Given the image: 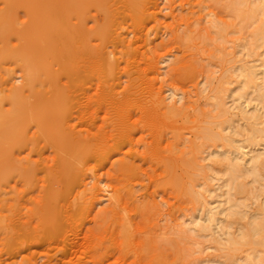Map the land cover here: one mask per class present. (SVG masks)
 I'll return each mask as SVG.
<instances>
[{
	"label": "rangeland",
	"instance_id": "1",
	"mask_svg": "<svg viewBox=\"0 0 264 264\" xmlns=\"http://www.w3.org/2000/svg\"><path fill=\"white\" fill-rule=\"evenodd\" d=\"M18 1H20V3ZM114 1L117 2L116 5L112 0L111 4L114 3V6H117L116 9L119 10L116 13L112 8L113 4L110 7V10L112 8L114 14H117V16L115 15L117 18L115 17L116 20H114V23L112 21V17L114 18L113 13L111 14L113 16H108V18L110 17L108 21H112L108 24V21L104 18L106 15L103 14H107L108 12L106 13L104 6H99L92 9V13H94L93 15L94 17L96 16V19H90L88 25L92 27L100 26L101 24L100 27H104L105 31L109 29L112 35L105 31L104 35H111L110 37L105 36V41L103 40L104 36L102 40L96 38L94 39L95 41L93 40V44L101 45V48H103L102 45L104 44L106 50L105 54L106 52H110V55L107 53L110 58H114L115 60L118 59L117 61L120 63L119 68L112 74L108 73L109 71L106 72L104 67L102 72L101 67L103 65L100 66L101 69L99 74L95 72L96 69L94 68V75L92 77L88 76L87 85L91 84L89 93L90 96H93V98H91L95 107L100 103L105 105L97 114L86 113V115L82 113L79 115V118H74L72 122L70 121V124L72 123L76 126L75 129L78 131L82 130L85 135L90 136L92 134L93 137L97 132L96 134L99 133L105 137L107 135L108 139L105 138L107 141H113L106 144L108 149L106 151L99 150V148H103V150L106 149V145H95L96 147L99 146L97 148L99 151L93 147L94 145H91L90 148H94L92 152L95 151L94 153L96 155L94 153L92 154V152L90 153L89 151L91 150L88 148L89 151H84V153L87 152V160H89L87 161L85 159L86 154H84L85 156H83L82 161L85 162L86 160V162L81 163L80 160L78 165L76 163H78L79 159L73 161L76 159L56 149L54 146V149L51 145L46 146L47 144L43 142V140H41L40 144V133L42 130L40 129L39 115L36 114V112L38 113L39 111H35L40 109H34L29 103L33 102L34 99L37 100L36 97L40 96V94L38 95L40 91H36L40 89V82H38L40 78L34 83H28V86L24 85L27 84L28 74L25 73L28 71L25 66H23L22 59L20 60V58H17L18 56L14 53L10 54L16 50L17 47H21L22 40L24 42L25 38H27L28 31L26 30H30V27L33 25L36 8L34 9L31 7L32 4L30 1L27 4V0H23V2L21 0H0V14L5 13V15L1 14L2 17L1 15L0 17L1 19L7 18V20L5 19L7 23L5 20V22L2 23L0 19V30H3L0 36V56L4 53H9L6 56L4 55L3 58H0V102H2L5 97L7 99L4 100V104H0V114H4L5 117H10L8 118V123H13V126H11V124L6 125L7 121L5 120L3 127L0 125V132L3 134L0 136V161L2 162L1 164L9 165L10 163L8 160L10 162L14 160V163H11L13 166H8L10 169L14 167V165L23 164L22 162H26V164L29 162V164H31L30 161H32V164L34 161V166L40 167L37 168L38 173H36V177L34 176L31 179L33 182H31V186L29 185L30 181L27 182L26 179H23L25 176L22 177V175L25 174L23 165L16 166L17 170L15 167L11 170L8 168L9 172L1 173L6 176L3 177L8 179L6 181L0 177L2 179L1 181L4 180L3 183H0V215L9 214V216H11L10 214L13 215L20 211L22 214H26L32 211L31 208L35 211L37 210L36 215H38L42 209L40 204V202H42L41 199L45 198L43 197L45 194L48 195L49 190H52L57 185V182H59L61 184H59V186L62 187L56 188L54 191H56L57 194L59 192L60 196L66 199L65 202L67 201L66 204L63 203L64 200L57 204H63V208H61L60 211L58 209L60 206L56 208L59 214L63 212V216L61 215V223H56V225L59 226V228H57L58 231L53 230L52 228L55 226H52L42 233H40V231L19 233L15 241L9 244L7 241L0 239V264H20L23 262V264H150L151 260L154 262L157 260L160 261L158 263H153L152 261V264L243 263L244 257H246L245 255L252 249L248 246L236 250L231 249V247H229L230 242L226 239L228 238L226 234L229 228L231 232L238 235L244 224H246L247 221H251L252 213L258 210L260 206L264 205V175L263 178H260L261 180H255L252 178L253 176L245 177L249 189L247 190L248 193L235 195V200L239 202V205H237L238 207L236 206L234 208V210L238 208L235 210L237 213L228 210L219 214L221 218L217 221L218 223H216V225L205 230L201 229V227L202 225H208L210 223L207 219L210 207L215 208L214 210H218L217 207L221 208L224 205L229 206V201H227L229 195L226 193L230 188L229 185L226 184L230 182L228 181L230 179V173L227 170L228 165L226 166L227 160L224 159L225 157L223 155L219 154L228 148L226 144L227 141L222 138L219 139L218 137L208 140L209 137L206 133L207 131L213 130L212 132L216 134H228L232 137L236 136L233 138L237 140L240 138L241 142L239 143H243V139L248 133L246 128L248 123L242 118V114L238 110L242 103L243 105L246 104V99L244 97V99L241 97L238 98L240 92L243 91V77L241 75L242 70L240 64L243 63L242 61L246 62L245 60L248 58L247 62L250 64L257 63V65H260L261 59L264 57V42L255 44L256 47H254L253 41H255V38H252L254 37L252 32L257 23L256 21H245L234 9L233 4L240 3L242 6L244 2H246V5L242 7L248 9L251 5L256 3V0H144V4L142 3L143 8L137 5V10L138 8L139 10L141 9L139 12L131 8L133 6L126 0ZM124 1L130 4L129 7H127L128 4ZM22 4H26L28 7ZM135 7L136 6H134V8ZM28 8H30V10H27ZM101 8H103L105 12H101ZM112 10L109 12H113ZM34 11L35 13L33 14ZM9 20L11 21L9 22ZM217 22L218 24H216ZM7 24L8 26H6ZM12 30L17 31L13 32ZM19 30L23 32H19ZM120 36L125 39H122ZM108 38L111 39V42L107 44V42H109ZM99 40L102 43H99ZM119 40H124L125 42H119ZM241 43H243V45ZM240 45L242 47H240ZM251 46L255 48L256 52L253 55L250 50ZM1 51L5 52L1 55ZM248 53L250 56H248ZM156 60L157 63H155ZM59 66V64H56L54 68L58 67L57 70L61 71L59 72L61 73L59 74L61 82H64L63 84L75 82L76 78L71 76L70 69L68 68V70L67 67ZM63 68H65V70ZM101 73H103V75H100ZM120 74H122V76ZM111 75L113 77H111ZM259 75L258 84H262V81H264V73L260 72ZM226 77L227 79L225 80ZM22 86L24 87V94L22 93L24 96V103L21 102L25 106L22 105L20 112L15 106L17 104L14 98L16 90ZM31 88H35L36 90L34 89V91ZM44 88L46 92L49 89V92H47L48 94L54 91L49 85H46ZM136 89L137 91H135ZM229 90L233 92L231 93ZM131 91H134V94H132ZM127 92H129V94L131 93V96L133 95L132 98L130 100H124L125 98L122 99L125 96L123 94H128ZM4 95L5 97H3ZM118 95H123L122 97L119 96L122 100L119 101V104H113V102L119 100L117 99L118 97H113ZM253 95L254 94H252V97L250 96L252 99L249 98L248 102L250 105L247 107L249 109L258 107L263 115L264 105ZM78 101L79 98L73 96L70 102L72 104L73 102L78 103ZM81 102H87V98H81ZM221 102H225L227 110L229 107V111L226 113L222 112L221 107H219ZM115 104L118 105V109H114L117 108ZM166 104H170L171 107L175 106L181 108L182 113L180 114L179 112L178 114L177 112V114L166 116L168 115L166 113L167 109L170 107ZM152 107L155 111H158L152 114L150 112ZM1 108L3 109L1 110ZM5 109L6 113H4ZM252 109L249 111L252 112L255 108ZM25 110L26 112H24ZM122 110H132L134 114L133 118L138 119V124L132 128L134 139H132V137L129 138L131 139L129 140L125 136H120L122 140L119 138L118 133H122L121 128L126 126L124 130L127 129V126L130 125L128 123L131 122L128 121L127 118L121 120ZM164 111H166L165 115ZM11 114L12 117L10 116ZM14 116L22 117L20 122H18V120L12 122L11 120L15 119ZM80 116L82 118H80ZM120 120L123 121V123H121ZM262 120L264 123V115ZM103 121L105 123H103ZM143 121L150 126H147L145 123L143 125ZM72 124L70 125L71 128L74 127ZM162 125L164 128L161 127ZM8 126L13 129H10ZM17 126L19 127L17 128ZM120 126L123 127L120 128ZM136 126H138L137 129L135 128ZM20 127L23 129L22 132L27 135V137H25L22 134L24 139L28 138V140H25L29 143L28 145V143L24 141L23 147H19L22 143L17 146L15 141V137H17L15 131L17 132L16 129ZM110 128L111 132L109 130ZM116 128L120 130L116 131ZM135 130L137 132H135ZM112 131L114 136L111 135V138H109V134H113ZM174 132L177 133L174 134ZM160 134L164 137L162 136V138H159L161 137ZM175 135L177 138H175ZM158 138L160 143L159 141L157 142ZM259 139L261 140L260 137ZM43 143L47 149L45 146L42 148ZM200 147L203 148L200 149ZM263 147L264 139L258 145L249 144L243 147V150L248 152L247 154H251L253 150L258 148L259 150L264 149ZM111 149L112 155L109 152ZM104 152H106L107 155ZM64 153L66 158L73 159L72 163L74 162L73 165H76L73 166L72 163L65 162L64 155H62ZM136 154H139L140 157L135 156ZM170 154L171 157L173 156L174 158L171 164L173 163L174 165L170 164L171 166H169V170H167L166 161ZM61 155L63 159L60 157ZM53 158H57L56 162ZM58 158L61 160L59 159V161ZM104 158L107 159L103 162ZM44 159L46 162H44ZM122 160L125 162H127V160L131 161L132 165L134 163V169H137V171H131L135 175L132 172V176L131 174H127L129 172H127L128 168H126L125 165H122V167H125L127 173L125 170H121V173L120 170L118 171L121 165L120 163L124 162ZM218 161H221V163ZM45 163L49 166L47 167ZM128 164L129 166L131 165L129 162ZM65 165L71 166L66 170L63 167ZM21 166L22 169L19 168ZM61 167H63V169L60 170ZM114 167L116 169H114ZM49 168L51 172H48V176L47 169ZM75 168L77 169L75 170ZM8 169L6 168L5 170L7 171ZM18 170L20 173H18ZM64 170L67 173L70 172V175L67 174L63 177L64 174H61V172ZM54 171L56 174L59 173L61 175L60 177L58 174L59 181L57 180L56 174V176H50L52 172L54 174ZM7 173H9V175ZM10 174H12V177H10ZM50 178H53L52 182H54L53 185L55 186L53 188L50 186L49 190H47L48 192L46 190L44 192L42 188L47 185L46 183H48L47 186H49V182H51ZM27 184L29 188H27ZM42 184L43 187H41ZM66 186H70V188L67 189ZM18 196H24L23 199H25L27 203L21 206L17 204ZM240 196L242 199L239 198ZM78 198L80 200H78ZM121 201L123 202L124 209H122ZM242 201L244 202L241 203ZM120 203L122 207L120 208L121 211L119 209L120 205L118 207ZM10 204L14 206H10ZM16 204L20 206L21 209L18 208ZM42 204L43 207L46 206L45 208L50 215L52 213L51 210L53 211L52 203H48L47 205L44 203ZM37 205L38 209H36ZM207 206L210 207L208 208ZM112 207L116 208L115 212H112L114 211ZM11 208H13V210ZM28 213L23 216V219L26 218ZM48 214L43 213L40 215V217L42 216V223H40V219H38L40 217L34 214V218H36L35 220L33 218L34 221L32 223L34 225V223L37 222V224H35L34 227L32 225L33 230L36 225L42 226L44 223L47 224L49 218ZM230 218L232 224L226 221V219L229 220ZM128 219L133 223L129 222ZM126 221L128 224L130 223V226L131 224L133 226L130 227L126 225ZM227 222L230 223V225ZM122 225L125 227L127 226L128 230L133 227V232L126 230L127 234H129L124 235L125 232H122L126 228L120 232V228H123ZM111 232H114V235ZM111 236L114 237L112 238ZM143 242L148 244H144ZM131 243L133 246L130 245ZM146 245H148V247L151 245L153 249L151 246L147 249L148 247ZM227 252H231V255Z\"/></svg>",
	"mask_w": 264,
	"mask_h": 264
},
{
	"label": "bare ground",
	"instance_id": "2",
	"mask_svg": "<svg viewBox=\"0 0 264 264\" xmlns=\"http://www.w3.org/2000/svg\"><path fill=\"white\" fill-rule=\"evenodd\" d=\"M12 1V0H11ZM17 1V0H16ZM22 2H23V0H21ZM31 2V7H33L34 9L36 8V13H35V11L33 12V14H34V16H35V20L33 21V25L30 27V26H28V27H30V30H26V31H28V35H27V38H25V37H23V38H25V41L23 42V40H22V42L21 41H17V42H21L22 43V45H21V47L19 46V47H17V49L16 50H12V49H10V50H12L13 52H11L10 54H12V53H14V54H16L17 56V58H20V60L22 59L23 60V66H25V68L27 69V73H25V74H28L27 75V84H24V85H27L28 86V83H30V82H32V83H34L36 80L38 81L39 80V78H40V80L38 81V82H40V89L39 90H36L35 88V90L36 91H40L39 93H38V95L40 94V96L39 97H36V99L37 100H33V102H29L30 104H31V106H33V108L35 109V108H39L40 110H35V111H39L38 113L36 112V114L37 115H39V117L37 116V115H34L35 117H38V118H40V129L42 130V132L40 133V144H41V140H43V142H45L47 145L46 146H48V145H51V147H55L56 149H58V150H60V151H63V152H65L67 155L69 154L70 155V157H72L73 159H76V160H73V161H77V159H79L78 160V163H76V164H78L79 165V163L81 162H83L82 160H83V156H85L84 154H86L87 152H85L84 153V151H87L88 150V148H90V146L91 145H94L93 147H95L96 149L101 145V144H103L104 146L109 142V141H107L106 139H108L107 138V135L106 134H109L110 132H111V128L109 129L110 130V132L109 133H106L105 135H106V137L104 136V135H100L99 133L98 134H94L93 135V137H92V134L90 135V136H88V135H85L83 132H82V130L81 131H78L77 129H75V127L76 126H74V124H72L74 127L73 128H71V124H70V121L72 122V119L74 120V118H79V115H81L82 113L84 114H86V113H98L101 109H102V107L105 105H102V103H100V102H98V103H100L97 107H95L94 105H93V103L94 102H92V98H93V96H90V93H89V89H90V85H87L88 84V76L89 77H92L93 75H94V68L96 69L95 70V72H98V74H99V71H100V69L102 68V72H103V67L105 68V70H106V72L107 71H109L108 73H110V74H112L113 72H115L116 71V69H118L119 68V65H120V63H119V61H117V60H115L114 58H110L109 56H108V54L110 53H108V52H106V54H105V47H104V44L102 45L103 46V48H101V45H97L96 43V45H94L93 44V40L94 39H96V38H100L101 40H102V38H103V36H104V38H103V40L105 39V36L106 37H110L112 34L110 33V31H109V29H108V31H105L104 30V27H100L101 26V24H100V26H92V27H89V20L90 19H96V16L94 17V13H92V9L95 7V8H97V7H102V6H104V8H105V10H106V13L107 14H105V13H103L104 15H106L104 18H106V20L108 21V19H110V17L108 18V16H113L114 15V18L112 17V21H113V23L115 22L114 20H116L115 19V17L117 16V14H114V11L112 10V8L115 10V12L117 13V11H119V10H117L116 8H117V6L115 7L114 6V3H115V5H116V3L117 2H115L114 0H112V2H114V3H112L113 4V6H112V8H111V10L113 11V12H109V11H111L110 10V7H111V0H27V4H28V2ZM126 1H128L130 4H131V6H133V7H131V8H133V9H135V10H137V5H139V6H141V8H143L142 7V5L144 4V0H126ZM245 1V0H244ZM243 1V2H244ZM8 2V1H7ZM19 3H20V1H18ZM125 2V1H124ZM237 2V1H236ZM254 2V1H253ZM25 3H26V1H25ZM125 3H127V2H125ZM129 3H127L128 5H127V7H129ZM143 3V4H142ZM242 3V2H241ZM246 2H244V5H242V6H245L246 4H245ZM252 3V2H251ZM17 4V3H16ZM123 4V3H122ZM240 4V3H239ZM238 3H234L233 4V7H234V9L237 11V13H239V15L240 16H242L244 19H245V21H247V22H249V21H256V23H257V25H256V27L253 29V36L254 37H252V38H255V41H253L254 43H253V45H255V44H261V43H263L264 42V0H256V3L255 4H253V5H251L248 9H245V8H243L242 6H241V4L239 5ZM23 5V4H22ZM124 5V4H123ZM23 6H27L26 4L25 5H23ZM126 6V5H125ZM134 6H136L135 8H134ZM14 7V6H13ZM16 7V6H15ZM19 7H20V5H19ZM28 7V6H27ZM119 7V6H118ZM130 8V9H131ZM13 9H15V8H13ZM33 9V10H34ZM109 9V10H108ZM128 9V8H127ZM126 9V10H127ZM26 10V9H25ZM27 10H30V8H28ZM97 10V9H96ZM101 10V12L102 11H104L105 12V10H103V8H101L100 9ZM122 10V9H121ZM134 10V11H135ZM98 11V10H97ZM138 12L139 11H141V9L139 10V8H138V10H137ZM144 11V10H143ZM28 12V11H27ZM100 12V11H99ZM121 12V11H120ZM129 12H131V11H129ZM129 12H128V14H129ZM136 12V11H135ZM26 13V12H25ZM110 13V14H109ZM113 13V15H111ZM1 14H4L5 15V13H1ZM0 14V15H1ZM91 14V15H90ZM120 14V13H119ZM3 15V16H4ZM116 15V16H115ZM121 15V14H120ZM125 15V14H124ZM133 15V14H132ZM93 16V17H92ZM123 16V15H122ZM1 17H2V15H1ZM1 17H0V19H1ZM30 17V16H29ZM16 18V17H15ZM117 18V17H116ZM124 18V17H123ZM7 20V18H4V19H1V22L3 23V22H5L6 20ZM29 19V18H28ZM3 20V21H2ZM5 20V21H4ZM20 20V19H19ZM98 20V19H97ZM11 20H9V22H10ZM93 21V20H92ZM96 21V20H95ZM111 20H109L108 21V24L110 23V22H112ZM8 22V23H9ZM25 22V21H24ZM24 22H23V24H24ZM27 22H28V20H27ZM32 22V21H31ZM91 22V21H90ZM6 23H7V21H6ZM5 23V24H6ZM94 23V22H93ZM106 23V22H105ZM118 23V22H117ZM216 24H218V22L216 23ZM255 24V23H254ZM2 25V24H1ZM29 25V24H28ZM3 26V25H2ZM6 26H8V24L6 25ZM13 26V25H12ZM104 26H107V25H104ZM118 26V25H117ZM121 26V25H120ZM1 27V26H0ZM22 27H24V26H22ZM27 27V28H28ZM108 27V26H107ZM123 27V26H122ZM4 28V27H3ZM12 29V28H11ZM14 29V28H13ZM17 29V28H16ZM24 29H26V28H24ZM106 29V30H107ZM219 29V28H218ZM1 32H0V36H1V33H2V31L3 30H0ZM5 31V30H4ZM13 32H15V31H17V30H12ZM21 30H19V32H20ZM107 32V33H110L109 35L110 36H107V35H104L105 34V32ZM119 31V30H118ZM21 32H23V31H21ZM218 32V31H217ZM17 33V32H16ZM25 33V32H24ZM117 34H119V33H117ZM219 34V33H218ZM7 35V34H6ZM5 35V36H6ZM9 35V34H8ZM14 35V34H13ZM24 35V34H23ZM7 37V36H6ZM19 37V36H18ZM119 37V36H118ZM121 37V36H120ZM122 38V37H121ZM5 39V38H4ZM7 39V38H6ZM12 39V38H11ZM20 39V38H19ZM18 39V40H19ZM97 39V40H98ZM122 39H125V38H122ZM108 40H109V42H107V44L108 43H110L111 42V39H109L108 38ZM95 41V40H94ZM105 41V40H104ZM120 41H124V40H119V42ZM251 41V40H250ZM6 42V41H5ZM125 42V41H124ZM98 43V42H97ZM99 43H102L100 40H99ZM115 43V42H114ZM128 43H131V42H128ZM251 43V42H250ZM13 44V43H12ZM20 44V43H19ZM18 44V45H19ZM127 44V43H126ZM239 44V43H238ZM242 45H243V43H241ZM247 44V43H246ZM121 45H122V43H121ZM252 45V46H253ZM105 46H106V44H105ZM108 46V45H107ZM245 46V45H244ZM243 46V47H244ZM251 46V54L253 55V54H255L256 52H255V48L254 47H256V45L254 46V47H252ZM258 46V45H257ZM240 47H242L241 45H240ZM246 47V46H245ZM244 47V48H245ZM248 47H250V46H248ZM14 48V47H13ZM117 48V47H116ZM254 48V49H253ZM107 49V48H106ZM246 49V48H245ZM253 50V51H252ZM108 51V50H107ZM115 51V50H114ZM117 51V50H116ZM3 52H5V51H1V55H2V53ZM258 52V51H257ZM8 53V52H7ZM108 53V54H107ZM9 54V53H8ZM8 54H6V53H4L2 56H0V58L2 57H4V55L6 56V55H8ZM231 54V53H230ZM229 54V55H230ZM110 55V54H109ZM140 55V54H139ZM13 56V55H12ZM141 56V55H140ZM248 56H250L249 55V53H248ZM257 56V55H256ZM15 57V56H14ZM112 57V56H111ZM115 57V56H114ZM243 57V56H242ZM118 58H120V57H118ZM124 58V57H123ZM236 58V57H235ZM114 59V60H113ZM130 59V58H129ZM139 59V58H138ZM226 59V58H225ZM237 59V58H236ZM240 59H241V57H240ZM248 59V58H247ZM247 59L245 60L246 62H247ZM257 59V58H256ZM259 59V58H258ZM15 60V59H14ZM124 60V59H123ZM127 60V59H126ZM237 60H239V59H237ZM131 61V60H130ZM231 61H232V59H231ZM19 62V61H18ZM139 62V61H138ZM239 62H241V61H239ZM243 63L242 64H240L241 66H240V68H241V70H242V72H241V75H242V77H243V79H242V90L243 91H241L240 92V95L238 96V98L239 97H241V98H245L246 99V104L245 105H243V103H242V105L240 106V109H238L239 111H240V113L242 114V118L243 119H245L246 120V122L248 123V125L246 126V128H247V130H248V133H247V135H246V137L243 139V143H239V142H241L240 140V138H239V140H237L236 138H233V137H236V136H230V135H223V134H216V133H213L212 131H207V136L209 137L208 138V140L209 139H213V138H215V137H218L219 139H223V140H226L225 142H226V144H227V146H228V148H226L224 151H222V152H220L219 154H221V155H223L225 158L224 159H226L227 160V164H226V166L228 165V172L230 173V175H229V180L228 181H230L229 183H226V184H228L229 185V190L227 191V193L226 194H228L229 195V199L227 200V201H229V206L227 205V206H222L221 208L219 207H217V209L218 210H214L215 208H211L210 206V209H209V211H208V216H207V219L209 220V224L208 225H202V227H201V229H203V230H205V229H209V228H211L213 225H216V223H218L217 221H219V219L221 218L220 216H219V214H222L223 212H226V211H231V212H236L235 210H237V209H235L234 210V208L237 206V205H239V202H237V200H235L236 199V196L235 195H241V194H245L246 192H247V190L249 189L248 188V183H247V179H245V177H250V176H253L252 178L253 179H255V180H261L260 178H263V175H264V149H260L259 150V148L258 149H256V150H253V152L251 153V154H247L248 152H246V151H244L243 150V147H245V146H247V145H249V144H253V145H258V144H260L261 143V141H263V137H264V123H263V120H262V117H263V115H262V112L260 111V108H258V107H254L252 110V112L251 111H249V110H251V109H249L247 106H249L250 104H249V102H248V100H249V98H251L252 97V94H254L253 96H256L255 98H257L258 100H259V102H261V104L263 103V105H264V81H262L263 83L262 84H258V78H259V74H260V72L261 73H264V57L261 59V64L259 65H257V63L256 64H250L249 62H244V61H242ZM105 63V64H104ZM155 63H157V60H156V62ZM255 63V62H254ZM56 64H59L60 66L59 67H67V69L69 68L70 69V72H71V76H73L74 78H76V80H75V82H72L71 84H67V83H65V84H63L62 82H61V77L59 76V74H61V73H59V72H61V71H58L57 70V68H54L55 67V65ZM131 64V63H130ZM103 65V66H102ZM123 65V64H122ZM154 65V64H153ZM156 65V64H155ZM100 66H102L101 68H100ZM130 67V66H129ZM65 68H63L64 70H65ZM239 68V69H240ZM61 69V68H60ZM68 69V70H69ZM120 70V69H119ZM232 70V69H231ZM230 71V70H229ZM227 72V71H226ZM105 73V72H104ZM225 73V72H224ZM230 74V73H229ZM100 75H103V73H101ZM109 75V74H108ZM121 76H122V74H120ZM124 75H125V73H124ZM225 75V74H224ZM62 76V75H61ZM64 76V75H63ZM110 76V75H109ZM115 76H119V75H115ZM231 76V75H230ZM111 77H113L112 75H111ZM133 77V76H132ZM116 78V77H115ZM212 78V77H211ZM91 79V78H90ZM93 79V78H92ZM118 79V78H117ZM122 79V78H121ZM120 79V80H121ZM227 79V77L225 78V80ZM80 80V81H79ZM104 80V79H103ZM106 80V79H105ZM115 80V79H114ZM222 80H223V78H222ZM241 80V79H240ZM90 81V80H89ZM100 81V80H99ZM228 81H229V79H228ZM68 82V81H67ZM103 82H106V81H103ZM118 82V81H117ZM212 82H213V80H212ZM226 82V81H225ZM48 83V84H47ZM115 83V82H114ZM260 83V82H259ZM210 84V83H209ZM46 85H49V86H51L52 87V89L54 90L53 91V93H51V94H48L47 92H49L48 90H47V92L44 90L45 88V86ZM26 86V87H27ZM114 86V85H113ZM222 86V85H221ZM30 87V86H29ZM34 87V86H33ZM37 87H39V86H37ZM100 87V86H99ZM224 87V86H223ZM43 88V89H42ZM229 88V87H228ZM31 89H33V88H31ZM33 89V90H34ZM34 90V91H35ZM134 90V89H133ZM224 90V89H223ZM239 90V89H238ZM28 91H29V89H28ZM117 91V90H116ZM135 91H137V89L135 90ZM230 91V90H229ZM17 92V93H16ZM16 92H15V103L17 104V105H15L16 107H17V110L19 109H21V107H22V105H23V103H24V96H23V92H24V87L22 86V87H20L18 90H16ZM25 92H26V90H25ZM101 92V91H100ZM105 92V91H104ZM118 92V91H117ZM134 92V91H133ZM132 91H131V93L132 94H134ZM139 92V91H138ZM228 92V91H227ZM231 92V91H230ZM233 92V91H232ZM231 92V93H232ZM239 92V91H238ZM13 93H14V91H13ZM23 93V94H22ZM94 93V92H93ZM98 93V92H97ZM108 93V92H107ZM115 93V92H114ZM128 94H123V95H125L122 99H124V100H130L131 98H132V96H131V93L129 94V92H127ZM92 94V93H91ZM108 94H110V93H108ZM28 95V94H27ZM32 95V94H31ZM77 95H79V96H77ZM122 95V96H123ZM33 96H34V94H33ZM73 96H75V97H78L79 98V101H78V103H72L71 104V100H72V98H73ZM119 96L120 95H118V96H116V97H113V98H117V99H119L118 101H116V102H113V104L114 103H118L119 104V101H121L122 99L121 98H119ZM122 96H120V97H122ZM174 96V95H173ZM251 96V97H250ZM3 97H5V95L3 96ZM2 97V98H3ZM7 97H8V95H7ZM83 97H85V98H87V102H85V103H82L81 102V98H83ZM92 97V98H91ZM158 97V96H157ZM220 97V96H219ZM1 98V99H2ZM26 98V97H25ZM102 98V97H101ZM112 98V99H113ZM160 98V97H159ZM216 98H218V97H216ZM243 98V99H244ZM6 99V97L3 99V101L2 102H0V104L1 103H3L4 104V100ZM27 99V98H26ZM98 99V98H97ZM148 99V98H147ZM252 99V98H251ZM7 100V99H6ZM83 100V99H82ZM115 100V99H114ZM153 100H155V99H153ZM160 100H162V99H160ZM1 101V100H0ZM12 101V100H11ZM23 103H22V102ZM26 101V100H25ZM28 101V100H27ZM30 101V100H29ZM32 101V100H31ZM106 101V100H105ZM150 101V100H149ZM75 102H77V101H75ZM146 102V101H145ZM157 102V101H156ZM162 102H164V101H162ZM243 102V101H242ZM161 103V102H160ZM244 103H245V101H244ZM252 103V102H251ZM2 104V105H3ZM29 104V105H30ZM150 104V103H149ZM148 104V105H149ZM163 104V103H162ZM115 105H117V104H115ZM145 105V104H144ZM151 105V104H150ZM167 105V104H166ZM226 104H225V102H221V104H219V107H221V111L222 112H224V113H226L227 111H229V107H228V110H227V107L225 106ZM23 106H25V105H23ZM120 106V105H119ZM153 106V105H152ZM155 106V105H154ZM158 106V105H157ZM167 106H170L169 107V109H167V112L166 111H164V115H165V112L168 114V115H166V116H169V115H173V114H177V112H178V114H179V112H180V114L182 113L181 112V108H179V107H175V106H172L171 107V105L169 104V105H167ZM0 107H1V105H0ZM19 107V108H18ZM115 107V106H114ZM147 107V106H146ZM156 107V106H155ZM162 107V106H161ZM218 107V108H219ZM263 107V106H262ZM105 108H106V106H105ZM119 107H118V105H117V108H114V109H118ZM3 108H1V110H2ZM15 109V108H14ZM109 109V108H108ZM134 109V108H133ZM141 109H143V108H141ZM153 109V110H152ZM152 109H151V113L153 114L154 112H157V111H155V109L152 107ZM106 110V109H105ZM5 112L4 113H6V109L4 110ZM29 111H30V109H29ZM32 111V110H31ZM104 111V110H103ZM183 111V110H182ZM220 111V110H219ZM220 111V112H221ZM13 112H14V110H13ZM16 113H18L17 111H15ZM20 112H21V110H20ZM24 112H26V110L24 111ZM123 112V113H122ZM122 118H121V120H123V118H124V120L127 118V120L128 121H131V122H129L128 124H130L129 126H127L128 128L127 129H125L124 130V128L126 127V126H124V124H123V126H120V128L121 127H123V128H121V130H122V133H120L119 131V138H121V137H123V136H125V137H127L128 139L129 138H132L133 137V130H132V128L136 125V124H138V119H134L133 117H134V114H133V112H132V110H122ZM162 112V111H161ZM206 112V111H205ZM218 112V111H217ZM2 113V112H1ZM34 113V112H33ZM107 113V112H106ZM120 113V112H119ZM163 113V112H162ZM9 114V113H8ZM19 114V113H18ZM185 114V113H184ZM240 114V115H241ZM7 115V114H6ZM16 115V114H15ZM24 115V114H23ZM23 115H22V117H23ZM32 115V114H31ZM87 115V114H86ZM112 115V114H111ZM216 115V114H215ZM221 115V114H220ZM224 115V114H223ZM11 117H12V114L10 115ZM18 116H20V115H18ZM18 116H14L15 117V119H13V120H11L12 122L15 120V121H17L18 120V122H20V119L22 118V117H18ZM153 116V115H152ZM7 117V116H6ZM6 117L4 116V114L3 115H1L0 114V125L3 127V125L5 124V120L7 121V123H6V125H8V124H11V123H8V121H9V119L8 118H10V117H7V119H6ZM13 117V118H14ZM117 117V116H116ZM171 117V116H170ZM177 117V116H176ZM80 118H82L81 116H80ZM115 118V117H114ZM114 118H113V120H114ZM120 118V117H119ZM141 118V117H140ZM140 118H139V121H140ZM168 118V117H167ZM208 119V118H207ZM223 119V118H222ZM89 120H90V118H89ZM98 120V119H97ZM112 120V119H111ZM110 120V121H111ZM120 120V122L121 123H123V121H121ZM144 120V119H143ZM147 120V119H146ZM172 120V119H171ZM217 120H218V118H217ZM244 120V121H245ZM82 121V120H81ZM176 121V120H175ZM213 121V120H212ZM211 121V122H212ZM85 122V121H84ZM114 122V121H113ZM174 122V121H173ZM217 122H219V121H217ZM226 122V121H225ZM92 123V122H91ZM103 123H105L104 121H103ZM110 123V122H109ZM143 123V125H144V121L142 122ZM147 123H149V122H147ZM153 123V122H152ZM164 123V122H163ZM208 123V122H207ZM13 124V123H12ZM11 124V126H13ZM22 124V123H21ZM67 124H69V125H67ZM95 124H96V122H95ZM146 124V123H145ZM183 124V123H182ZM210 124V123H209ZM19 125V124H18ZM76 125V124H75ZM112 125V124H111ZM115 125V124H114ZM126 125V124H125ZM147 125V124H146ZM149 125V124H148ZM147 125V126H148ZM152 125V124H151ZM213 125V124H212ZM89 126V125H88ZM87 126V127H88ZM95 126V125H94ZM116 126V125H115ZM139 126H140V124H139ZM150 126V125H149ZM168 126V125H167ZM209 126H211V125H209ZM7 127V126H6ZM9 127V126H8ZM19 126H17V128H18ZM69 127V128H68ZM90 127V126H89ZM105 127V126H104ZM137 127L138 126H136L135 128L137 129ZM145 127V126H144ZM157 127V126H156ZM161 127H163V125L161 126ZM10 129H13V128H11V127H9ZM100 128H103V127H100ZM99 128V129H100ZM119 128V127H118ZM140 128V127H139ZM138 128V129H139ZM149 128V127H148ZM164 128V127H163ZM162 128V129H163ZM203 128V127H202ZM6 129V128H5ZM141 129V128H140ZM178 129V128H177ZM205 129V128H204ZM3 130V129H2ZM17 130V132L15 131V135H16V133H17V137H15V141H16V145L18 146L20 143H22L21 145H19V147L21 146V147H23L22 145L24 144V141H26V140H28V138H25L24 139V137H23V135L25 136V137H27V135H25L24 134V132H22V130L23 129H21V127L19 128V129H16ZM40 130V131H41ZM112 130H114V129H112ZM117 130H120V129H117L116 128V131ZM170 130V129H169ZM207 130H208V128H207ZM240 130H242V129H240ZM243 130H244V128H243ZM10 131V130H9ZM144 131V130H143ZM162 131V130H161ZM173 131V130H172ZM180 131V130H179ZM239 131V130H238ZM8 132V131H7ZM14 132V131H13ZM87 132V131H86ZM107 132V131H106ZM135 132H137L136 130H135ZM177 132H178V130H177ZM177 132H174V134L175 133H177ZM216 132V131H215ZM219 132V131H218ZM231 132V131H230ZM9 133V132H8ZM102 133V132H101ZM112 133H113V131H112ZM23 134V135H22ZM88 134V133H87ZM104 134V133H103ZM144 134V133H143ZM150 134V133H149ZM148 134V135H149ZM165 134V133H164ZM172 134V133H171ZM179 134V133H178ZM183 134V133H182ZM226 134V133H225ZM1 135H3L1 132H0V136ZM8 135V134H7ZM111 135H113L114 136V133L113 134H109V138H111ZM156 135V134H155ZM169 135V134H168ZM232 135V134H231ZM233 135H234V133H233ZM121 136V137H120ZM144 136V135H143ZM142 136V137H143ZM158 136V135H157ZM156 136V137H157ZM160 136H161V134H160ZM163 136V135H162ZM162 136L161 137H159V138H162ZM145 137V136H144ZM164 137V136H163ZM178 137H179V135H178ZM259 137L261 138V140L259 139ZM106 138V139H105ZM116 138V137H115ZM159 138H158V140H157V142L159 141V143H160V140H159ZM170 138V137H169ZM173 138V137H172ZM175 138H177L176 137V135H175ZM217 138V139H218ZM3 139V138H2ZM10 139V138H9ZM24 139V140H23ZM112 139H114V138H112ZM127 139V140H128ZM132 139H134V137L132 138ZM142 139H144V138H142ZM141 139V140H142ZM216 139V138H215ZM1 140V139H0ZM20 140H21V142H20ZM120 140H122V138L120 139ZM129 140H131V139H129ZM163 140V139H162ZM161 140V141H162ZM23 141V142H22ZM111 141H113V140H110V142ZM117 141V140H116ZM27 143H28V141H26ZM109 142V143H110ZM118 142V141H117ZM131 142V141H130ZM224 142V141H223ZM119 143V142H118ZM147 143V142H146ZM152 143V142H151ZM162 143V142H161ZM171 143V142H170ZM173 143V142H172ZM216 144V143H215ZM262 144H263V142H262ZM28 145H29V143H28ZM95 145H99L98 147H96ZM109 145V144H108ZM115 145V144H114ZM157 145V144H156ZM25 146H26V143H25ZM40 146V145H39ZM45 145H44V143H43V145H42V148L44 147ZM46 146H45V148H46ZM50 147V146H49ZM54 147H53V149H54ZM111 147V146H110ZM148 147V146H147ZM161 147V146H160ZM219 147V146H218ZM41 148V147H40ZM102 148V147H101ZM108 148H109V146H108ZM112 148H114V147H112ZM203 148V147H202ZM201 147H200V149H202ZM264 148V147H263ZM47 149V148H46ZM55 149V150H56ZM92 149H94V148H92ZM91 148H90V150L91 151H89L90 153L93 151ZM110 149V148H109ZM119 149V148H118ZM168 149V148H167ZM245 149V148H244ZM99 150H102V151H106V150H108L107 149V145H106V149H104L103 150V148L102 149H100L99 148ZM98 149H97V151H99ZM115 150V149H114ZM146 150V149H145ZM213 150H215V149H213ZM42 151V150H41ZM120 151V150H119ZM147 151V150H146ZM200 151V150H199ZM54 152V151H53ZM56 152H59V151H56ZM55 152V153H56ZM95 152V151H94ZM94 152H92V154L94 153ZM108 152V151H107ZM110 152V154H111V152H112V149L109 151ZM215 152V151H214ZM42 153V152H41ZM62 153V152H61ZM65 153L64 154H62V155H64L63 157H64V161L65 162H69L70 164L72 163V160H71V158H66V156H65ZM105 154H106V152H104ZM114 153H115V151H114ZM113 153V154H114ZM176 153V152H175ZM196 153V152H195ZM91 154V155H92ZM95 154V153H94ZM98 154V153H97ZM102 154V153H101ZM109 154V155H110ZM59 155V154H58ZM62 155L60 156L61 158H62ZM68 155V156H69ZM96 155V154H95ZM107 155V154H106ZM108 155V156H109ZM112 155V154H111ZM173 155V154H172ZM214 155V154H213ZM48 156H50V155H48ZM104 156V155H103ZM102 156V157H103ZM135 156H137V157H140L139 156V154H136ZM134 156V157H135ZM167 156H169V155H167ZM177 156V155H176ZM218 156V155H217ZM56 157V156H55ZM107 157V156H106ZM136 157V158H137ZM221 157V156H220ZM45 158V157H44ZM66 158V159H65ZM87 158H88V155L86 154V156H85V159L87 160ZM89 158H90V155H89ZM108 158V157H107ZM107 158H104V160H103V162L105 161V159H107ZM110 158V157H109ZM178 158V157H177ZM46 159V158H45ZM45 159H44V162H46L45 161ZM54 159V158H53ZM60 158H58V160H59ZM63 159V158H62ZM91 159V158H90ZM167 159V158H166ZM174 158H173V156L171 157V154H170V156H169V158L167 159V161H166V164H167V166H166V168H167V170H169V166H171L172 164H171V162H172V160H173ZM215 159V158H214ZM221 159V158H220ZM8 160V159H7ZM55 160V162H56V160H57V158H55L54 159ZM61 160V159H60ZM59 160V161H60ZM81 160V161H80ZM86 160H85V162H86ZM89 160V159H88ZM87 160V161H88ZM14 161V160H13ZM10 162L9 160H8V162L10 163L9 165H7V164H1L2 162L0 161V177H2V179H4V180H6L7 181V179L5 178L6 176L5 175H3V174H1V173H3V172H9V167L10 166H13L12 164L14 163V162ZM63 161V162H64ZM80 161V162H79ZM122 161H124V160H122ZM159 161V160H158ZM162 161V160H161ZM174 161V160H173ZM223 161V160H222ZM31 162V164H32V161H30ZM48 162V161H47ZM85 162H83V163H85ZM128 162L131 164L130 166H129V164H128ZM162 162H164V161H162ZM179 162V161H178ZM196 162V161H195ZM218 162H220L221 163V161H218ZM5 163H7V162H5ZM12 163V164H11ZM16 163V162H15ZM20 163V162H19ZM23 164H20V165H23V168H24V173L25 174H23L22 175V177L23 176H25V178H23V179H26L27 180V182H29L30 184V186H31V179L35 176L36 177V173H38V171H37V168H40L39 166L38 167H36V166H34V161H33V164L31 165V164H29V162H27V164H26V162L24 163V162H22ZM74 163V162H73ZM73 163H72V165H73ZM128 165H127V164ZM223 163V162H222ZM25 164V165H24ZM46 165H47V163H45ZM65 164V163H64ZM76 164H74V165H76ZM121 165H120V169L118 168V171L120 170V173H121V170L122 171H124L125 170V172H126V169H125V167L126 168H128L127 169V172H129V173H127V174H131V176L134 174L131 170H135V171H137V169H134L135 168V166H134V163H133V165H132V162L131 161H128L127 160V162H123V163H120ZM164 164V163H163ZM171 164V165H170ZM206 164V163H205ZM6 165V166H5ZM19 164L18 165H16L17 167L18 166H20ZM36 165V164H35ZM73 165V166H74ZM122 165L124 166L125 165V167H122ZM127 165V166H126ZM174 165V164H173ZM210 165V164H209ZM9 166V167H8ZM15 165H14V167H15V169L17 170V167H16ZM49 165H47V167H48ZM51 166V165H50ZM69 166H71V165H65V166H63L66 170L67 169H69ZM114 166V165H113ZM130 167V169H129V167ZM134 166V167H133ZM176 166V165H175ZM197 166V165H196ZM14 167H11V169H13ZM44 167H46V166H44ZM46 167V168H47ZM63 167H61L60 168V170L61 169H63ZM78 167V166H77ZM93 167V166H92ZM8 169L7 171L5 170V169ZM20 169H22V166L21 167H19ZM18 168V169H19ZM164 168V167H163ZM197 168V167H196ZM199 168V167H198ZM226 168V167H225ZM10 169V170H11ZM77 168H75V170H76ZM92 169V168H91ZM114 169H116L115 167H114ZM138 169H139V167H138ZM48 171H47V174H48V172H51V170H50V168L49 169H47ZM130 170V171H129ZM166 170V169H165ZM171 170H172V168H171ZM174 170V169H173ZM200 170V169H199ZM19 171V170H18ZM45 171V170H44ZM70 171V170H69ZM92 171H93V169H92ZM63 172V173H62ZM61 172V174H64V176L63 177H65V175H70L69 173L70 172H66L65 170L64 171H62ZM133 174H132V173ZM198 172V171H197ZM18 173H20V171L18 172ZM23 173V172H22ZM136 173V172H135ZM227 173V172H226ZM8 175H9V173H7ZM56 174V172L54 171V174H53V172H52V174L50 175L51 177L52 176H54ZM59 174V173H58ZM58 174H56L55 176L57 177V180L59 181L60 179H58ZM124 174V173H123ZM122 174V175H123ZM140 174V173H139ZM11 176L10 177H12V174H10ZM117 175V174H116ZM125 175V174H124ZM123 175V176H124ZM135 175V174H134ZM195 175H196V173H195ZM3 176H5V177H3ZM48 176H49V174H48ZM59 176L61 177V175L59 174ZM112 176V175H111ZM206 176V175H205ZM114 177V176H113ZM68 178H70V177H68ZM206 178V177H205ZM1 178H0V183L2 182H4V180L3 181H1L2 180ZM50 180H51V182L53 181V178H50ZM117 180V179H116ZM120 180V179H119ZM6 181H5V184H6ZM74 181V180H73ZM72 181V182H73ZM80 181V180H79ZM99 181V180H98ZM9 182H10V180H9ZM51 182H49V186H47L48 185V183H46L47 185H45L44 187H43V184H42V186L41 187H43L42 189H44L43 191L45 192V190L47 191V190H49V188H50V186H52V188L55 186V185H53L54 184V182H52V184H51ZM82 182V181H81ZM33 183V182H32ZM98 183V182H97ZM96 183V184H97ZM55 184H56V182H55ZM59 182H57V187L55 186L52 190H49V193H48V195L47 194H45V195H47V196H45L44 195V192H43V197H45V198H42L41 200H42V202H40V204H41V211H45V212H41V214H48V212H47V209L45 208L46 206H42L43 204L42 203H44L45 205H47L48 203H52V208H53V211L51 210V214L49 215L48 214V216H49V218H48V220H47V224H43L41 227L39 226V225H36L35 226V229L33 230V227H34V225L35 224H37V222H35L34 223V225H33V221L35 220V218H34V214L36 215L37 213V210L35 211V210H33V208H31L32 209V211L31 212H27L28 213V215L26 216V218H24L23 219V216H25L26 214H22V212L20 211V206L21 205H24L25 203H27V202H25V199H23L24 198V196H18L17 198H18V202H16L17 204H20V206H18L17 204H16V206L18 207V208H20L19 209V211L20 212H16V213H14L13 215L12 214H10L11 216H9V214L8 215H3V214H1L0 215V239H2V240H4V241H7L8 242V244L9 243H13L14 241H15V239H16V237H18V235H19V233H30V232H33V231H37V232H39L40 231V233H42L43 231H45V230H47L48 228H50V227H54V228H56V229H54V228H52L53 230H57L58 231V229L57 228H59V226L58 225H56V223L58 222H60L61 223V220H62V217H61V215H62V213H58V209H59V211H60V209L61 208H63V204H59V205H57L58 203H60L61 201H63V203H65L66 204V202H65V200L66 199H64L62 196H60V194H59V192H58V194L56 193V191H54V190H56V188L58 189L59 187H62V186H59ZM71 184V183H70ZM99 184V183H98ZM28 185V184H27ZM29 185H28V187L27 188H29ZM32 185H34V184H32ZM61 185V184H60ZM67 187V189H69L70 188V186H66ZM72 187V186H71ZM96 187V186H95ZM99 187V186H98ZM101 187V186H100ZM254 187V186H253ZM32 188V187H31ZM48 188V189H47ZM62 189V188H61ZM97 189V188H96ZM99 189V188H98ZM228 189V188H227ZM250 189H251V187H250ZM28 190V189H27ZM26 190V191H27ZM30 190V189H29ZM95 190V189H94ZM100 190H102V189H100ZM25 191V192H26ZM200 191V190H199ZM253 191V190H252ZM48 192V191H47ZM93 192V191H92ZM21 193V192H20ZM83 193V192H82ZM202 193V192H201ZM241 193V194H240ZM248 193V192H247ZM80 194V193H79ZM85 194V193H84ZM26 195V194H25ZM78 195V194H77ZM124 195V194H123ZM249 195V194H248ZM199 196V195H198ZM49 197V198H48ZM76 197V196H75ZM118 197V196H117ZM200 197V196H199ZM4 198H6V197H4ZM16 198V199H17ZM88 198V197H87ZM121 198V197H120ZM201 198V197H200ZM239 198H241V196L239 197ZM14 199V198H13ZM47 199V200H46ZM86 199V198H85ZM242 199V198H241ZM23 200V201H22ZM68 200V199H67ZM71 200V199H70ZM78 200H80L79 198H78ZM81 200H82V198H81ZM90 200V199H89ZM120 200V199H119ZM123 200V199H122ZM17 201V200H16ZM26 201H28V200H26ZM45 201V202H44ZM69 201V200H68ZM71 201H73V200H71ZM88 201V200H87ZM226 201V202H227ZM4 202H5V200H4ZM15 202V201H14ZM122 202V201H121ZM244 201H242L241 203H243ZM3 203V202H2ZM68 203H70V202H68ZM88 203V202H87ZM228 203V202H227ZM73 204V203H72ZM76 204H77V202H76ZM76 204L74 203V205L76 206ZM90 204V203H89ZM11 205H13V204H10V206ZM84 205V204H83ZM83 205H81V206H83ZM119 205H120V207H119ZM222 205V204H221ZM14 206V205H13ZM15 206V207H16ZM60 206V207H59ZM74 206V207H75ZM29 207V206H28ZM55 207V208H54ZM59 207V208H58ZM70 207V206H69ZM88 207V206H87ZM118 207H119V209L120 208H122V209H124V206H123V202H122V207H121V203L120 204H118ZM208 207V206H207ZM208 207V208H209ZM238 207V206H237ZM23 208V207H22ZM35 208V207H34ZM51 208V209H52ZM56 208H58V209H56ZM108 208V207H107ZM113 208V207H112ZM12 210H13V208H11ZM36 209H38V205H37V208ZM68 209V208H67ZM242 209V208H241ZM15 210H18V209H15ZM14 210V211H15ZM87 210V209H86ZM112 210H114V211H112V212H115V210H116V208H113ZM244 210V209H243ZM24 211V210H23ZM34 211H35V213H34ZM117 211H119V210H117ZM120 211H121V209H120ZM40 212H39V214L38 215H36V216H39L40 217ZM81 212V211H80ZM67 213V212H66ZM237 213V212H236ZM227 214V213H226ZM53 215V216H52ZM9 216V217H8ZM50 216H51V218H50ZM63 216V215H62ZM33 218H34V220H33ZM130 218V217H129ZM227 218V217H226ZM232 218V217H231ZM231 218L229 219V220H227L226 219V221H228V222H230V220H231ZM38 219H40V223H42V221L43 220H41L42 219V216L40 217V218H38ZM38 219H37V221H38ZM51 219V220H50ZM225 219V218H224ZM128 221L129 222H131V220H129L128 219ZM225 221V220H224ZM45 222V221H44ZM49 222V223H48ZM206 222V221H205ZM227 222V223H228ZM131 223H133V222H131ZM231 223V222H230ZM230 223H228L229 225H230ZM244 223V222H243ZM130 224V223H129ZM128 223H127V221H126V225H128V226H130ZM232 224V223H231ZM32 225H33V227H32ZM57 226V227H56ZM131 226H133L132 224H131ZM130 226V227H131ZM224 226V225H223ZM31 227H32V229H31ZM111 227V226H110ZM122 227L123 228H120L121 229V231L120 232H122V230H124L125 228V230L122 232V233H124V235H128L127 234V231H132L133 232V227H132V229H130V230H128V227L126 226H123L122 225ZM194 227V226H193ZM109 228V227H108ZM112 229V228H111ZM111 229H109V230H111ZM119 229V228H118ZM117 229V230H118ZM136 229V228H135ZM134 229V230H135ZM191 229V228H190ZM108 230V229H107ZM127 230V231H126ZM182 230V229H181ZM136 231V230H135ZM134 231V232H135ZM209 231V230H208ZM222 231V230H221ZM98 232V231H97ZM116 232V231H115ZM118 232V231H117ZM112 233V232H111ZM114 233V232H113ZM112 233V234H113ZM121 233V234H122ZM225 233H226V231H225ZM44 234V233H43ZM99 234V233H98ZM117 234V233H116ZM115 234V235H116ZM238 234V233H237ZM114 235V234H113ZM117 235H119V234H117ZM130 235H131V233H130ZM91 236V235H90ZM120 236V235H119ZM226 236H228V238H226V239H228L229 240V242H230V246L229 247H231V249H233V250H236V249H240V248H243L244 246H248L250 249H252L247 255H245L246 257H244L245 259H244V261H243V263H241L240 262V264H264V205L263 206H260V208L258 209V210H256L255 212H253L252 213V218H251V221H247V223L246 224H244V226L242 227V229H241V232H239V234L238 235H236V234H234L233 232H231L230 231V229L228 228V231H227V234H226ZM2 237V238H1ZM89 237V236H88ZM94 237V236H93ZM112 237V236H111ZM114 237V236H113ZM112 237V238H113ZM122 237V236H121ZM125 237V236H124ZM132 237V236H131ZM20 238V237H19ZM117 238V237H116ZM129 238H130V236H129ZM115 239V238H114ZM95 240V239H94ZM99 241V240H98ZM104 241V240H103ZM148 241V240H147ZM21 242V241H20ZM97 242V241H96ZM100 242V241H99ZM140 242V241H139ZM227 242V241H226ZM144 244L146 243V242H143ZM151 243V242H150ZM21 244V243H20ZM99 244V243H98ZM128 244V243H127ZM144 244H143V247H144ZM146 244H148V243H146ZM14 245V244H13ZM100 245V244H99ZM125 245H126V243H125ZM129 245V244H128ZM130 245H132V243L130 244ZM18 246V245H17ZM26 246V245H25ZM95 246V245H94ZM133 246V245H132ZM138 246V245H137ZM147 247H148V245H146ZM151 246V245H150ZM149 246V247H150ZM102 247V246H101ZM127 247H129V246H127ZM131 247V246H130ZM149 247L147 248V249H149ZM152 247V246H151ZM225 247H227V246H225ZM25 248V247H24ZM143 249H146V248H143ZM152 249H153V247H152ZM228 249V248H227ZM151 250V249H150ZM150 250H147V251H150ZM155 250V249H154ZM247 250V249H246ZM18 251H20V250H18ZM153 252V251H152ZM229 252V251H228ZM227 252V253H228ZM128 253V252H127ZM163 253V252H162ZM234 253V252H233ZM232 253V254H233ZM164 254V253H163ZM228 254H230L231 255V252L230 253H228ZM227 254V255H228ZM161 255V254H160ZM158 256V255H157ZM162 256V255H161ZM164 256V255H163ZM156 257V256H155ZM229 257V256H228ZM231 258H232V256H231ZM239 258V257H238ZM158 259V258H157ZM160 259H162V258H160ZM232 260V259H231ZM238 260H240V259H238ZM152 261L153 260H151V263L150 264H152ZM28 262V261H27ZM35 262V261H34ZM158 262H160V261H156V262H154L153 261V263H158ZM162 262V261H161ZM211 262H213V261H211ZM235 262V261H234ZM233 262V263H234ZM24 263V262H23ZM23 263H20V264H23ZM52 263V262H51ZM146 263V262H145ZM224 262H222V264H223ZM50 264V263H49ZM161 264V263H160ZM224 264H226V263H224Z\"/></svg>",
	"mask_w": 264,
	"mask_h": 264
}]
</instances>
